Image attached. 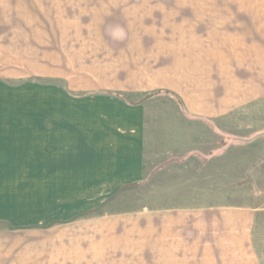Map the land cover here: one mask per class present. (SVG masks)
Returning <instances> with one entry per match:
<instances>
[{
  "label": "rangeland",
  "instance_id": "1",
  "mask_svg": "<svg viewBox=\"0 0 264 264\" xmlns=\"http://www.w3.org/2000/svg\"><path fill=\"white\" fill-rule=\"evenodd\" d=\"M262 49L264 0H0V82L34 84L40 101V86L49 85L50 98H67L68 130L107 121L99 114L110 103L96 95L137 101L188 62L210 67L216 84L231 67L228 77L246 85L264 74L252 60ZM144 108L152 136L159 127L193 128L194 152L183 161L166 157L164 172L148 166L142 184L85 213L83 262L73 264H155L153 244L135 224L107 232V224L97 230L91 221L201 205L257 208L254 245L264 264V99L204 124H184V109L169 93Z\"/></svg>",
  "mask_w": 264,
  "mask_h": 264
},
{
  "label": "crops",
  "instance_id": "2",
  "mask_svg": "<svg viewBox=\"0 0 264 264\" xmlns=\"http://www.w3.org/2000/svg\"><path fill=\"white\" fill-rule=\"evenodd\" d=\"M252 60L264 72V49ZM200 68L188 62L178 77L157 84V91L169 93L184 109L179 114L184 124L217 123L264 99V74L245 85L229 78L226 66L219 76L224 81L216 84L210 67ZM33 86L0 82V264L82 263L83 215L142 184L148 166H166L164 172L166 157L188 159L182 155L194 152L195 132L159 127L152 136L144 107L154 97L133 101L115 93L96 95L110 103L105 115L99 114L105 123L68 130L67 98H50L48 85L40 86V101ZM258 212L201 205L106 222L95 218L89 224L97 230L107 224V232L135 224L133 231L153 244L155 264H260L254 245Z\"/></svg>",
  "mask_w": 264,
  "mask_h": 264
},
{
  "label": "trees",
  "instance_id": "3",
  "mask_svg": "<svg viewBox=\"0 0 264 264\" xmlns=\"http://www.w3.org/2000/svg\"><path fill=\"white\" fill-rule=\"evenodd\" d=\"M159 93L161 94V93H166V92L158 91L157 93L147 95V96L145 97V100H146V99L153 98L155 95H158ZM115 95L118 96V97H122V98H128L127 96H125V95H121V94H115Z\"/></svg>",
  "mask_w": 264,
  "mask_h": 264
}]
</instances>
